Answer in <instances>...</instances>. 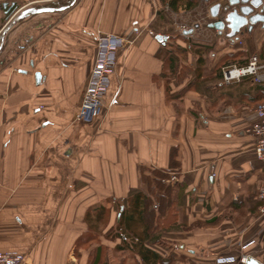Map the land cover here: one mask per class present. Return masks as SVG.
Segmentation results:
<instances>
[{
    "label": "crops",
    "instance_id": "crops-1",
    "mask_svg": "<svg viewBox=\"0 0 264 264\" xmlns=\"http://www.w3.org/2000/svg\"><path fill=\"white\" fill-rule=\"evenodd\" d=\"M66 1L0 0V31L25 7ZM210 4L162 18L159 0H75L65 11L29 16L10 29L0 51V251L22 254V264H86L91 249L77 252L76 241L93 223L88 214L102 204L115 209L135 191L148 193L144 177L159 170L168 175L171 203L145 246L172 255L171 264H242L216 258L247 255L264 264L263 166L250 131L254 100L264 91L250 77L226 85L207 70L200 76L205 90L197 88L191 52L188 81L176 83L174 71L165 75V21L211 41L223 32L208 27ZM97 30L125 44L102 113L82 123L75 116ZM242 34L220 39L227 65L253 54L264 62V29ZM114 215L108 230L120 212ZM112 242L98 264H143L137 251Z\"/></svg>",
    "mask_w": 264,
    "mask_h": 264
},
{
    "label": "trees",
    "instance_id": "trees-1",
    "mask_svg": "<svg viewBox=\"0 0 264 264\" xmlns=\"http://www.w3.org/2000/svg\"><path fill=\"white\" fill-rule=\"evenodd\" d=\"M201 1L202 0H159L161 7L158 10V14L163 18L165 17L164 14L166 11L172 13H187L198 7ZM13 9L14 6L7 11V15H9ZM190 50L192 51L190 52L197 57V67L195 69L197 74L195 80L196 84L199 89L201 88L202 90H205L204 80H200L201 73L199 70L203 64L202 55L199 53V50ZM168 60L169 71L173 72L174 68L177 66V58L169 54ZM229 60L230 59H228L227 56H222L218 62L219 68L216 66L215 70H213L214 74L211 72V76L215 79H221L222 68L227 64H230ZM246 63L247 61L245 63L241 61L238 65H244ZM256 85L262 94L264 91V83H256ZM254 101L256 105L257 103L264 101V97L262 96ZM212 102L215 103L216 100H213ZM167 177L168 175L166 173L159 170H153L152 177H144V180H146L148 185V193L145 194L140 191H135L128 196L124 204L119 205L118 211L120 212V216L116 227L120 230V233L119 236L117 235L116 237L121 239V243L137 251L143 264H171L173 261V257H161L159 254L145 246V242L149 241L153 237V234L159 228L164 226L159 220L165 212L166 201L171 203L167 195L169 193V185L165 183ZM157 203H159L158 207L155 206ZM106 211L108 212L109 208H107L106 204H102L100 208L96 210L95 214H93L94 216L91 213L88 214V219L90 218V221L97 224L101 221V218ZM170 223H172V219L166 222L165 226ZM92 225L93 224L90 222L88 225L89 230L84 236L76 241L77 252L80 250L79 245L89 247L92 245V242L96 240L97 236L95 232H89L92 229ZM137 230L140 231L138 232ZM118 248H120V246H118ZM103 250L105 249L101 248L99 245L93 247L87 256L91 257L87 263L98 264L101 259H103Z\"/></svg>",
    "mask_w": 264,
    "mask_h": 264
},
{
    "label": "built area",
    "instance_id": "built-area-1",
    "mask_svg": "<svg viewBox=\"0 0 264 264\" xmlns=\"http://www.w3.org/2000/svg\"><path fill=\"white\" fill-rule=\"evenodd\" d=\"M125 39L113 33L100 30L95 32V59L90 70L86 87L75 119L82 123H91L103 110V96L109 85L110 76L117 65L118 51ZM243 77H250L255 83H264V62L255 54L244 65H227L222 68L221 82L231 84ZM255 122L250 131L255 138L253 152L262 163V184L259 188L260 212L264 213V101L254 106ZM246 256H224L216 258L217 263L236 262L244 264ZM24 256L15 251H0V264H22Z\"/></svg>",
    "mask_w": 264,
    "mask_h": 264
},
{
    "label": "rangeland",
    "instance_id": "rangeland-1",
    "mask_svg": "<svg viewBox=\"0 0 264 264\" xmlns=\"http://www.w3.org/2000/svg\"><path fill=\"white\" fill-rule=\"evenodd\" d=\"M216 1H220L223 6L226 5V1L227 0H209L208 2H205L204 0H202L200 2V4L198 5V7L200 5H202L203 3L206 5H209L210 3L213 4ZM210 4V5H211ZM198 7H196L195 9H197ZM166 14V12H165ZM195 14V13H194ZM208 16L210 17V15L208 14ZM204 18V17H203ZM211 18V17H210ZM214 20V19H213ZM184 20H182V18L180 19V22H183ZM166 25H165V30L168 34V37L170 38V41H168L169 44V48L167 49V53L166 54H170L173 55L174 57L177 58V66L174 68V77H175V82L178 83V81H188L189 79V71H191L190 68H192L190 66V64L188 63V58H189V54H190V49L192 50H199V53H201L202 58H203V66L201 65L200 67V73L201 74H205V71L207 70L208 72H210V74H214L213 70H215L216 66L217 68H219V60L221 59L220 56V45H221V41L220 39L224 40V34L223 35H219V37H215L213 40L211 41H201V40H194L191 37L186 36L182 30L180 28H176V27H172V23L171 22H167L165 21ZM206 21L203 22V29H206ZM192 24H189V26H191ZM195 26L198 27L200 26L199 23H195ZM245 33V31H242L239 33L242 34ZM188 35V34H187ZM243 35V34H242ZM245 38V36H244ZM246 42L249 41L250 38H246ZM192 52V51H191ZM215 54L214 57L211 59V55ZM207 63V64H206ZM205 65H209V67L205 68ZM171 72V71H170ZM212 72V73H211ZM165 75H167L168 77H170L172 74L169 73V70L165 73ZM201 80V79H200ZM204 80V79H203ZM197 88L198 85L196 86ZM210 106V105H209ZM119 210V205L116 206L115 209H111V213L110 211H106L104 213V215L101 218V221H99L97 224L92 223L93 225L91 226L92 229L91 233L96 234L97 238L94 242H92L91 246H80L79 245V249H92L93 247H96L97 245L101 246V248L103 249H110L113 246V242H117V245L120 246V248H124L126 247V245H124L123 243H121V239H117L118 237H116L117 235L119 236L120 230L117 229V224H115V226H113L110 230H108V224L110 223L111 219H112V223L115 222V215H114V219H113V212L117 213ZM138 232L140 230H137ZM115 247V246H114ZM79 250V251H80ZM108 253H106L107 255ZM172 255H169V257H171ZM82 259V258H81ZM91 259V257H86V264H88L87 262H89L88 260Z\"/></svg>",
    "mask_w": 264,
    "mask_h": 264
},
{
    "label": "water",
    "instance_id": "water-1",
    "mask_svg": "<svg viewBox=\"0 0 264 264\" xmlns=\"http://www.w3.org/2000/svg\"><path fill=\"white\" fill-rule=\"evenodd\" d=\"M208 2L209 0H204ZM75 0H67L60 6L55 3L46 5H31L14 13L9 21L0 31V51L5 46L8 32L21 20L40 13L61 12L69 9ZM226 5L220 1H216L209 6V15L212 22L208 23V27L217 29L220 33L229 38L237 37L242 32H251L256 26L264 29V0H227ZM193 29L185 30L184 34H191ZM156 39L165 43V36L157 34ZM38 79L39 74H36ZM119 215V214H118ZM244 264H263L251 255L246 256Z\"/></svg>",
    "mask_w": 264,
    "mask_h": 264
}]
</instances>
